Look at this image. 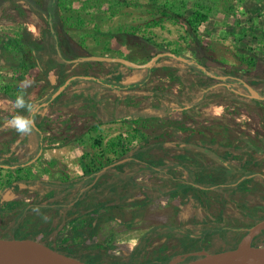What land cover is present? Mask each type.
<instances>
[{
  "label": "rangeland",
  "instance_id": "obj_1",
  "mask_svg": "<svg viewBox=\"0 0 264 264\" xmlns=\"http://www.w3.org/2000/svg\"><path fill=\"white\" fill-rule=\"evenodd\" d=\"M33 1L37 9H33L24 0H0V121L3 120V115L14 116L17 113H24V110L13 107L17 95L23 94L29 103H40L57 90L61 81H66L73 76H96L109 80L117 79L124 83L137 82L144 76L143 72L127 71L123 68H120L122 71L120 74L123 73V76L111 74L114 67L106 62H74L68 67L56 63L50 65L48 75H44L26 43L43 40L45 33L49 30V13L52 14L55 29L62 39L61 50L70 59L108 55L144 64L160 53L150 49L146 43L150 41L167 52L176 53L209 67L212 72L217 70L232 72L245 80L252 90L264 96L262 84L251 81L252 78L264 80V0ZM196 9L207 13L209 17L199 26L198 32L193 33L187 20ZM154 64L155 62L152 66H155ZM64 71L68 72L65 77L62 76ZM182 71L189 70H181V66L176 61H160L149 74L146 83L135 91H139L140 94L157 92L159 94L173 93L179 96L183 86L174 75ZM104 93V98L109 100L106 106L113 110L116 105V95L108 90ZM62 94L56 96L49 105L39 107V112L34 115L35 126L40 131L42 139L45 140L43 143L48 149L67 144L69 140L78 137L80 140L91 139L85 134L80 135L81 127L77 129L75 124H78V121L73 119L74 117L78 115L86 117L87 127L91 125L90 121L93 123L99 121L93 116L94 109L90 103L79 102L68 106L69 102L65 101L66 99L59 101ZM146 96L142 95L137 98L138 107L147 104ZM230 97L232 96L228 93L218 94L214 98L215 101L209 103L207 107L192 109L190 113L181 115L173 112V115L170 114L167 118L139 121L137 125L142 123L144 127L139 130L140 132L134 130L137 134L135 137L141 141L149 140L148 143L143 141L141 147L138 146L144 151L143 160L147 162L165 160L167 163H173V160L179 161L181 158L183 161H196L195 156L203 158L201 147L190 151L189 147L183 145L184 140L199 142L198 146H201L202 141L222 144L228 140H239V135H251L256 140H263L264 97L260 105ZM211 107L219 113L212 112ZM71 108L74 109L70 113ZM167 126L174 128L165 129ZM179 127L186 128L187 131H180ZM15 134L18 138L19 134L16 132ZM105 134V138L111 135L108 131ZM117 137L119 136L113 139ZM122 139L128 149L134 150L130 148L134 139L128 141L123 136ZM22 140H29V138L26 139L24 136ZM112 141L101 139L102 147L100 146L95 152L112 153L109 149V143ZM211 147L212 145L208 144L206 148L210 150ZM263 153L264 151L261 150L254 152V160L260 162V166L255 168L257 172H249L245 167L240 171L247 178L252 176L255 178L253 181L245 182L244 189L238 190L235 195L220 193L216 188H208L199 192L204 203L202 218L223 217L228 224L236 223L235 219L239 214L237 204L244 205L241 201L251 193L247 191L248 184L255 187L253 189L255 195L264 199V180H261V177L264 179V158H261ZM196 162H198L197 165H201L199 160ZM204 162L208 168L202 166L203 172L217 176L215 160L206 157ZM233 164L224 165L228 182L231 181L232 173H240L235 172L236 166ZM242 165L249 166L245 161ZM25 171L19 173L8 166L0 168V199L2 202L8 199L6 194L1 193V190L5 188H9V191H14L17 195L20 194L19 192L26 195L33 194L31 186H34L33 182L37 181L34 175L31 177ZM171 174L181 175L183 178L187 175L180 165L179 169H173ZM144 179L141 180L144 181ZM147 179L151 185L160 184L165 192L176 187L175 181L167 178L159 180L153 174ZM140 191H138L139 194L136 193L141 198L136 199V194H134L133 201L128 203L135 205L129 206L127 215L123 216L120 208H114L115 215L126 220L137 219L142 215L144 228L155 225L159 221H164L168 226H180L182 223L179 218L185 217L189 219L187 232L192 229L191 219L201 218L194 211L197 209L194 205L198 197L193 191H190L188 198H185L182 192L176 193L175 197L178 202L176 205H172L170 197L165 196L166 198H161L151 206L143 203L147 197ZM238 196H241V199H237ZM10 197L12 198L13 195L10 194ZM263 202L264 200L258 201L259 205H262L259 209L264 212ZM138 205H141L140 208ZM137 210L141 212L138 213ZM162 216L163 218H160ZM131 227H137V225H131ZM178 238L174 236L164 241L159 240L155 248L152 247L149 251L148 259L156 257L155 252L162 250L161 247L171 254L176 252L181 245V240ZM234 247L235 245L229 242L222 243L218 250L213 249L212 251L217 253L234 249Z\"/></svg>",
  "mask_w": 264,
  "mask_h": 264
},
{
  "label": "trees",
  "instance_id": "obj_2",
  "mask_svg": "<svg viewBox=\"0 0 264 264\" xmlns=\"http://www.w3.org/2000/svg\"><path fill=\"white\" fill-rule=\"evenodd\" d=\"M24 1L27 2L33 9H37V6L33 0ZM48 15L49 30L45 33L43 40L41 42L26 43L29 50L33 53L38 67L43 71L44 75H48L50 65L56 63L61 64L63 67H68L69 64L74 62H86L79 57L74 59L66 57V55L61 50L60 39L55 29V23L52 20V14L49 13ZM208 17L209 16L207 13L201 11L200 9H196L187 20L192 32L197 33L199 26L206 22ZM146 43L151 50H157L160 52L157 55L161 53H168L157 44L150 43V41H147ZM175 55L177 54L175 53ZM164 60L176 61L181 66V70H189L187 72H177L174 75V77H176L179 83L183 86L181 94L179 96L173 93L159 94L157 92H150L148 94L147 92H144V94H140L139 91H135L137 88L142 87L146 83V81L149 79V74H151V72L155 69L156 65L160 61ZM108 65L114 67L113 71L110 72L111 74L123 76V73L120 74V72H122L120 68H123L127 71L143 72L144 76L141 80L134 83H124L117 79L109 80L107 78H100L96 76H73L66 81H61L57 90L42 102L33 103V114L35 115V113L39 112V107L41 108L43 106L49 105L53 100H55L56 96H59L60 93H69L70 103L68 106L71 104L75 105L79 102H86V104L90 103L94 109L93 116L103 124L129 122L138 123L141 120L167 118L173 112H182L183 114H187L190 113L192 109L197 110L199 108L207 107L209 103L215 101L214 98L216 95L222 93L231 94L232 97L230 98L243 99L246 101V103H248V101H251L256 105H260L261 103L260 96L262 97V95L256 92L259 97H255V95L251 92L254 90H252L250 85H248V83L239 76L232 72H222L221 70L212 72L209 67L203 66L187 57H185L184 60H179L167 55H160L155 61V66H151L148 69H134L122 63H108ZM67 73V71H64L62 76H67ZM251 81L260 83L262 84V87H264V80L252 78ZM61 86L63 89H61ZM70 86L72 87L71 89L69 88ZM105 90L112 91L117 94L116 105L113 110L106 106L108 100L104 98ZM85 93L87 94L85 95ZM142 95H147L146 97L148 98V101L146 105L138 107L136 105V100ZM97 128L98 127H93L95 130ZM178 130L183 132L187 131V129L183 127H179ZM31 135L36 136L38 139L39 144L37 151L25 160L14 158V152H11V155L8 154L7 156L5 155L3 157V161L0 158V168H6L8 166L10 169H15L20 173L26 166L40 158V152L42 149V135L38 128H36V131H34ZM29 136H25V138L27 139ZM148 141L149 140H144L145 143H148ZM186 141L187 142L183 141L182 143L186 147H189L190 151L201 147V150L203 151L202 154L204 155L202 156L204 159L202 157L197 158L195 156V158L200 161L201 165L196 164L198 163L196 162L197 160L183 161L181 160L183 158H181L179 161H177V164H179L181 169L187 174L184 178L181 175L177 176L171 174V171L177 166L173 163H167L165 160H159L157 162H147L143 160L142 154H144V151L140 150V148L135 150L128 149L126 147L127 145L122 139V136L115 138L109 143V149L117 156V159L115 161H109L107 166L108 170H110V168L119 170L123 168L130 169L131 167L137 172L148 171L160 179L167 178L169 180L175 181L176 187H174L172 190L165 192L163 191V187L160 185H150L149 187L144 188L143 191L142 186L138 185L136 182H133L132 177L126 178L127 180L124 178L123 181L117 178V180L115 179L114 184L107 185L108 188H104V186H101L97 180L99 179L98 175L100 173H104L102 171L105 166H95L96 168H94L93 164H84L83 162L84 176L81 179L56 183H46L41 181L33 182V184L36 186V202L30 206H20L21 208L13 206V208L10 209V213L13 215L15 214L14 222L17 225L19 222H21L25 213H27L30 209L33 211L62 210L63 212L65 211L67 213L79 208L81 213L95 212L102 214V212H105L109 219L115 220L116 216L113 212V209L120 208V211L123 213V209L129 206V204L126 203V200L133 197V195L139 190L143 191L147 197L146 201L143 202L144 204H150L155 199L167 196L169 194L174 195L178 192H182L183 196L188 198V196L191 194L190 191H193L195 193L194 195L198 197L196 202L197 206L202 208L204 203L201 200L199 194L201 190L216 188V190L220 191V193H228L233 196L236 194V192H238L237 188H244L246 184L245 182L255 178L253 176L249 178L244 177L245 179L243 178L244 180H242V177L232 173V176H230L231 181L228 182V176H226V172L224 170V165L227 164L225 156L228 154V152H232L234 144L237 142V140H233L229 146L224 144H216L213 142L209 143L207 141H202L201 146H198L199 142L194 144V142L188 143L190 140ZM208 144L212 145V149L209 150L206 148ZM95 145L100 146L101 142L99 141ZM251 148L253 150H257V148L254 146ZM261 151H264L263 148ZM208 156L216 162L215 172L218 174L217 176L208 175L203 172L204 169L202 166H204V168H208L204 165V161ZM250 158L252 157L250 156ZM254 161V159H249L247 157L246 162L248 164L258 165V162L254 163ZM233 165L236 166L235 172H239L238 166L235 163ZM126 182L131 183L133 187H131L132 185H128ZM230 182H232V184H230ZM76 189V192L73 191ZM6 211L8 212L9 210H5L4 212ZM66 213L64 214L66 215ZM122 215L124 216V214ZM217 219L223 220V217H219ZM122 220L121 221L124 224L130 227L136 219L134 218L131 221H127L123 218ZM259 221L260 220H257L254 223L247 224L245 228H242L240 232H237V234H235V232L238 230V228L228 229L224 226V224H222L221 221H219V223H221L220 227L221 231L223 232V237L225 238L224 243L229 242L234 244V248H236L247 235L249 228ZM173 234H176L177 236L182 235L183 238L185 237V240L188 239L192 240L193 242L195 241V244L205 241V233L201 234V236L198 234L191 235L184 232L178 233L176 230L169 227L166 228L164 226H159L157 229L152 231V234L149 235V237L145 235L131 253L120 258H114L113 260L105 258L104 264H169L174 259L173 257L167 258L159 255L148 259L147 247L149 246L150 242H152V238H160L163 236L172 237ZM230 239H233L234 243L228 241ZM193 242L188 243V245L194 246L195 244ZM262 242H264V231L254 240L255 244H260ZM197 245L200 246V244ZM65 254L71 255L69 253ZM197 258V256H189L183 262V264H186Z\"/></svg>",
  "mask_w": 264,
  "mask_h": 264
},
{
  "label": "crops",
  "instance_id": "obj_3",
  "mask_svg": "<svg viewBox=\"0 0 264 264\" xmlns=\"http://www.w3.org/2000/svg\"><path fill=\"white\" fill-rule=\"evenodd\" d=\"M59 36L60 42L62 43V39ZM108 56V55H103ZM72 88L71 86L69 87ZM107 91V90H105ZM110 93V92H109ZM114 93V92H113ZM87 93H85L86 95ZM117 97V94L114 93ZM47 98V97H46ZM61 98V99H60ZM59 98V101H65L70 103V96L69 93H63L61 97ZM112 100V99H111ZM109 102V100H108ZM125 103V102H124ZM123 104V103H122ZM82 105V104H79ZM70 106V105H69ZM74 109V108H73ZM73 109L71 108L69 112H73ZM210 110L214 113H219L215 108L211 107ZM15 111V110H14ZM13 113V112H11ZM17 113V112H16ZM179 114H183L182 112H177ZM173 115V114H172ZM171 115V117H172ZM3 120L0 121V158L3 161V157L8 154L11 155V152H14L13 157L25 160L30 155L35 153L38 148V139L34 135H30L29 140H22V137L19 135L17 138V134H15V131L11 128H4L3 126L7 123V121L12 116H5L3 115ZM73 119L78 121L77 129H80L78 127H81L80 129V135H86L88 138H91L89 140H80L79 137L73 140H69L67 144H63L57 147L49 148L45 146V143L41 140L42 143V149H41V157L35 161L33 164L25 167L23 172L25 170H28L26 173H28L31 177L34 175L36 181L46 182V183H56V182H67V181H73L81 179L84 176V170H83V162L84 164H93L94 168L105 166L103 171L104 173H100L98 175L99 179L97 182L101 186H104V188H108L107 185H112L115 182V179L119 178V180L123 181L124 178L132 177L133 182H136L138 185L142 186V190L144 191V188L149 187L151 184H149L148 177L152 173L150 172H137L135 169H111L108 170L107 166L109 164V161H115L117 159V156L114 153H102V152H95L100 148V146H96L95 144L101 139L103 140H114L113 137L116 136H123L125 140H131V149H138V146L141 147V145L144 143L141 140H138L137 134L134 132L141 130V128L144 127V125L141 123L137 125V123L129 122V123H100L97 122H91V125H88L87 127V118L80 117V115L74 117ZM142 122V121H141ZM93 123V124H92ZM182 124V123H179ZM177 124V125H179ZM73 125V124H72ZM97 125V126H96ZM93 127H98L96 130L93 129ZM37 128V126H36ZM173 126H167L165 129H173ZM76 129V130H77ZM110 132V136H106L105 132ZM142 132V131H141ZM130 138V139H129ZM18 139V140H17ZM100 139V140H98ZM235 139V138H234ZM239 140L235 142L232 152H228V154L225 156V160H227V163L231 165V163H235L238 166L239 172L243 170L245 167L246 170L249 172H256V167L260 166V162H258L257 165H251L245 166L242 165L243 161H247V157L249 159H254L255 155L254 152L256 150H253L251 147H256L257 149L261 148V142L262 140H256L254 136H239ZM196 140V139H194ZM140 141V142H139ZM184 142H187L184 140ZM196 144V141H188V143ZM233 142V140H228V142H223L222 144L229 146L230 143ZM135 145V146H134ZM102 147V146H101ZM212 149V147H211ZM239 150V151H236ZM250 156L252 158H250ZM209 157V156H208ZM207 157V158H208ZM256 163V161H254ZM173 164L177 165L175 169H179V164H177V161L173 160ZM96 166V167H95ZM134 166V165H133ZM125 170V171H124ZM239 174H242L241 172ZM145 178L143 180H139V178ZM159 180H161L158 177ZM254 179H252L253 181ZM128 185H132L129 182ZM154 185H160V184H154ZM133 187V185L131 186ZM32 188V195H26L25 193H21L17 195L14 191H9V188H5L1 190L2 194H6V198H8L5 201H1L0 199V238L5 239H35L37 241H40L42 243H45L52 248L69 253L71 255L77 256L79 258L85 259L86 261L94 262V263H103L105 258L108 259H114V258H120L123 257L129 253H131L135 247L139 244L141 239L147 235L152 234V231L154 229H157L159 226L169 227L174 230H176L178 233H189L191 235H200L205 233L204 238L205 241H201L200 244H195L196 242L192 240H185V237L183 238L182 235H176L173 234L172 237L176 236L179 237L178 239L181 240V245L178 247L176 252L170 253L168 251H164V248L161 247L157 252H155L156 256L162 255V257H173L174 259L169 264H183V262L189 257L192 256L193 253H199V252H210L214 253L212 250L216 249L218 250V247L223 243L225 244V238L223 237V232L221 231V223L224 224L226 228H233L238 230L237 232L245 228V226L249 223H254L257 220H263L264 219V212L259 209L262 205H259L258 201L264 200L263 197H258L255 195V190H253L255 187H253L251 184H248L247 191L250 193L249 196H246L243 201L244 205H240L238 202V213L237 218L235 219L236 223L228 224L225 222V220L217 219V218H210L205 219L202 218V208H199L196 205L194 210L197 215L201 218L191 219L190 226L191 231L188 230L187 232V222L189 221L188 218L183 217L184 214H182L183 218H179L180 222L182 224L174 226L168 224H165L164 221H159L155 225L148 226L144 228V218L141 217L137 218L133 223L132 226L137 225V227H129L126 224H123L121 221L122 218L116 216V219H109L106 215V213L102 212L100 213H81L80 209H75L73 211L69 212H63L62 210L56 211V210H39V211H33L29 210L27 213H25L24 217L22 218L21 222L17 225L15 221V214L13 215L10 213V209L13 208V206L17 207H24V206H30L36 202V186H31ZM244 188L239 187L237 190L241 191ZM147 190V189H146ZM73 191H77L73 190ZM142 192L143 195L145 193ZM246 191V192H247ZM18 192V191H17ZM138 192V191H137ZM238 193V192H236ZM10 194L13 195V197H10ZM136 199H140L141 196L135 193ZM228 194V193H227ZM176 194H170L166 197H170L171 204L176 205L177 198L175 197ZM261 195V194H260ZM165 196L161 198H166ZM173 197V198H172ZM248 197V198H247ZM161 198L153 200L149 205H154L156 201H160ZM181 198V197H180ZM237 199H241V196H238ZM243 199V197H242ZM248 199L249 201H245ZM133 201V198H128L126 200V203H131ZM264 204V202L262 203ZM135 205V204H134ZM133 204H129L130 207L134 206ZM128 207L123 209V214L127 215ZM141 205H138V208H140ZM20 207V208H21ZM236 207V206H233ZM19 208V209H20ZM137 208V209H138ZM130 209V208H129ZM134 209V208H133ZM131 209V210H133ZM5 210H9L8 212H4ZM137 212H141V210H137ZM136 212V213H137ZM184 213V210L182 211ZM235 212V211H233ZM66 213V215L64 214ZM135 213V212H134ZM197 217V216H196ZM234 217V216H233ZM119 218V219H118ZM160 218H163L160 217ZM158 218V220H160ZM235 218V217H234ZM18 219V217H17ZM126 220V219H125ZM127 220V221H131ZM219 220V221H217ZM234 220V219H232ZM229 221L230 218H229ZM14 222V223H13ZM143 226V227H142ZM10 237H7L9 236ZM154 236V235H153ZM235 236V235H234ZM236 237V236H235ZM169 237L163 236V237H156L152 238V242H150L149 246L147 247V253L152 249V247L155 248V246L159 243V240L164 241L167 240ZM197 241V240H196ZM230 242H233V239L228 240ZM193 242L195 245L190 246L188 243ZM192 243V244H193ZM219 252V251H218Z\"/></svg>",
  "mask_w": 264,
  "mask_h": 264
},
{
  "label": "water",
  "instance_id": "obj_4",
  "mask_svg": "<svg viewBox=\"0 0 264 264\" xmlns=\"http://www.w3.org/2000/svg\"><path fill=\"white\" fill-rule=\"evenodd\" d=\"M160 55H167L179 60L185 59V57L168 52L154 56L149 62L144 64L136 63L125 58L109 56H87L82 58V60L86 62L122 63L134 69H148ZM251 92L255 97H259L255 91ZM263 231L264 220H261L249 228L247 235L236 248L217 253L205 251L193 253L192 256H197L198 258L186 264H264V245L254 243L255 238ZM0 264L96 263H90L81 258L67 255L35 239L0 238Z\"/></svg>",
  "mask_w": 264,
  "mask_h": 264
},
{
  "label": "clouds",
  "instance_id": "obj_5",
  "mask_svg": "<svg viewBox=\"0 0 264 264\" xmlns=\"http://www.w3.org/2000/svg\"><path fill=\"white\" fill-rule=\"evenodd\" d=\"M13 107L15 109L24 110V113H17L12 116L7 123L3 126L4 128H11L21 137L29 136L36 131L35 118H34V105L26 101L23 94L15 97Z\"/></svg>",
  "mask_w": 264,
  "mask_h": 264
},
{
  "label": "flooded vegetation",
  "instance_id": "obj_6",
  "mask_svg": "<svg viewBox=\"0 0 264 264\" xmlns=\"http://www.w3.org/2000/svg\"><path fill=\"white\" fill-rule=\"evenodd\" d=\"M263 97H264V96H262V97L260 96V99H262ZM262 148H263V150H264V140H262V142H261V148L257 149V151L262 150ZM261 158H262V159L264 158V153H263V156H261ZM259 161H261V159H260ZM256 172H257V171H256ZM236 175L242 177V180L245 179V178H244V177H245V176H244L245 174H243V173H242V174L236 173ZM260 177H261V174H260ZM243 178H244V179H243ZM261 180H264V179L261 177ZM250 181H251V180H250ZM256 182H258V181H256ZM263 220H264V219H263ZM260 221H261V220H260ZM257 223H258V222H257ZM262 244L264 245V242H262L261 245H262Z\"/></svg>",
  "mask_w": 264,
  "mask_h": 264
}]
</instances>
